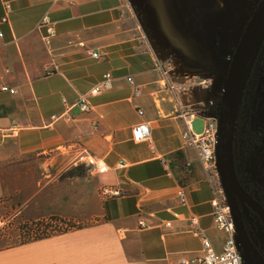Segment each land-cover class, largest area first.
I'll use <instances>...</instances> for the list:
<instances>
[{"label": "crops", "instance_id": "0c3cea01", "mask_svg": "<svg viewBox=\"0 0 264 264\" xmlns=\"http://www.w3.org/2000/svg\"><path fill=\"white\" fill-rule=\"evenodd\" d=\"M124 8L122 0H0V87L17 92H0V201H26L34 183L41 220L83 225L0 250V264H179L202 255L196 229L223 251L228 236L215 227L206 173L183 139L188 123L197 134L194 124L204 132L205 121L190 118L166 88V73L144 56L141 22L132 26ZM45 15L55 30L49 43L37 29ZM108 73L110 88L82 112L80 96ZM142 121L150 123L151 138L135 143L132 129ZM87 154L109 170L61 178ZM111 186L126 196H103Z\"/></svg>", "mask_w": 264, "mask_h": 264}, {"label": "rangeland", "instance_id": "374dc122", "mask_svg": "<svg viewBox=\"0 0 264 264\" xmlns=\"http://www.w3.org/2000/svg\"><path fill=\"white\" fill-rule=\"evenodd\" d=\"M122 1L129 23L133 26L134 21L141 22L142 43L148 54L144 56H150L152 63L162 69L161 73H166L163 75L166 88L189 114L206 109L211 92L226 79L230 60L256 0ZM193 129L197 134L203 132L198 122ZM69 162L67 157L63 168ZM33 188L31 183L26 201L17 198L0 201V220L5 222V227L0 228V250L29 240L38 234V228L44 231L46 228L50 236L75 228L59 219L34 225V221L41 222V197L34 195ZM255 243L264 253V237L257 235Z\"/></svg>", "mask_w": 264, "mask_h": 264}, {"label": "built area", "instance_id": "2783aa9c", "mask_svg": "<svg viewBox=\"0 0 264 264\" xmlns=\"http://www.w3.org/2000/svg\"><path fill=\"white\" fill-rule=\"evenodd\" d=\"M58 1L59 0H52L53 3H56ZM260 1L261 0L255 1V7L253 8V11L255 10L256 6L259 4ZM5 10L6 12H10L11 7L7 5L5 7ZM2 21L6 22L7 17L5 16ZM37 29L42 34L43 40L46 43H49L50 40L55 36L53 23L51 22L48 15H45L42 20L38 23ZM4 36V33L0 30V38L3 39ZM88 55L95 60L101 59V55L96 52L88 51ZM110 80L111 74L108 73L104 75L103 81L93 87L88 93L80 96V99L77 102V106L80 107L82 112L87 113L91 110L90 99L99 96L100 94H102V92L109 89ZM127 80L133 86L135 95H139V88L134 86L133 78L128 77ZM222 87H220V89H218L217 91H212V96L208 100L206 109H201L198 113L190 115V118L201 116L204 119V132L202 134H193L191 131V124L188 123L187 129L183 134V139L194 150L198 162L206 173V179L212 190L213 195L211 206L215 227L218 231L227 234L228 239L224 244L223 251L216 252L213 249L208 237L203 234V231H201L200 229H196L194 233L197 237L201 238L202 241V255L191 259H182L179 264H245V254L236 236L234 221L226 200L215 158L218 133V115L221 106ZM0 92H10L12 94L17 93L15 89H11L7 86L0 87ZM138 114L144 117L143 110H138ZM55 117L56 116H54V118ZM94 129H97L96 124H94ZM10 130L12 136H18L17 128H13ZM151 134L152 129L150 123L147 121H142L141 123L133 127L132 140L135 143H144L150 140ZM85 165L88 168V173L90 174L105 173L109 170L107 164L103 160L93 155L87 154L85 159ZM120 165L123 166V163H120ZM101 193L104 196L114 198H122L125 197L127 194V192L123 189L112 186L103 187ZM179 198L181 205L187 207L188 200L185 191L181 190L179 192ZM192 223L197 225V220L193 218ZM165 225L171 227L172 222L168 221L165 223ZM140 226L142 228H147V225L144 222H140ZM4 227L5 222L3 220H0V228Z\"/></svg>", "mask_w": 264, "mask_h": 264}, {"label": "water", "instance_id": "95a60500", "mask_svg": "<svg viewBox=\"0 0 264 264\" xmlns=\"http://www.w3.org/2000/svg\"><path fill=\"white\" fill-rule=\"evenodd\" d=\"M264 44V0L258 4L238 39L223 82L218 115L215 158L223 190L234 221L236 236L245 254V264H264V254L250 239L239 203L259 215L264 226V207L241 186L234 163V136L245 90Z\"/></svg>", "mask_w": 264, "mask_h": 264}, {"label": "flooded vegetation", "instance_id": "af4514ba", "mask_svg": "<svg viewBox=\"0 0 264 264\" xmlns=\"http://www.w3.org/2000/svg\"><path fill=\"white\" fill-rule=\"evenodd\" d=\"M234 137L238 180L246 193L264 207V44L245 90ZM239 206L249 237L257 247V235L264 237L263 223L247 204Z\"/></svg>", "mask_w": 264, "mask_h": 264}, {"label": "trees", "instance_id": "16d2710c", "mask_svg": "<svg viewBox=\"0 0 264 264\" xmlns=\"http://www.w3.org/2000/svg\"><path fill=\"white\" fill-rule=\"evenodd\" d=\"M235 134H236V129H235ZM234 141H235V139H234ZM87 174H88V168L86 167L85 164H81V165L75 166V167L71 168L70 170L66 171L62 175L61 178L62 179H66V178H68V179L83 178ZM52 220H58V219H52ZM43 222H44L43 220H41V222L34 221L33 224L36 225V226H39V225H42ZM68 224L71 227L81 228V227H78L76 225H73L71 222H68ZM36 231L38 232V234H35V236H31L30 239L28 238L29 240H27L25 242H21V244H25V243L32 242V241L41 240V239H44V238H47V237L50 236V235L47 234L46 228H45V231L43 229H40V228H38V230H36ZM41 231H42L43 235L41 234ZM30 232H32V231H30Z\"/></svg>", "mask_w": 264, "mask_h": 264}, {"label": "bare ground", "instance_id": "6f19581e", "mask_svg": "<svg viewBox=\"0 0 264 264\" xmlns=\"http://www.w3.org/2000/svg\"><path fill=\"white\" fill-rule=\"evenodd\" d=\"M211 18V17H210ZM208 23L210 24V21L208 20ZM244 29V28H243ZM242 32H243V30H242Z\"/></svg>", "mask_w": 264, "mask_h": 264}]
</instances>
